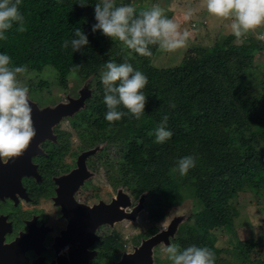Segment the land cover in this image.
Here are the masks:
<instances>
[{"label": "trees", "instance_id": "trees-1", "mask_svg": "<svg viewBox=\"0 0 264 264\" xmlns=\"http://www.w3.org/2000/svg\"><path fill=\"white\" fill-rule=\"evenodd\" d=\"M99 2L21 0L18 8L27 31L16 32L18 25L14 24L5 33L8 39L0 40V53L11 58L10 66H26L31 75L40 79V87L46 89L54 88L55 82L68 89L74 76H100L106 62L129 61L148 80L143 89L147 103L140 119L128 114L109 124L105 120V88L99 82L93 86V97L86 100L85 110L92 120L84 126L86 116L82 115L80 123L75 122L76 127L94 137L97 144L107 141V148H113L114 153L106 157L105 163L129 170L139 178L143 190L157 191L159 200L166 201L160 189L169 185L177 162L185 156L194 157L195 167L184 177L187 189L197 191L203 206L197 219L200 229L186 227L176 245L181 250L191 245L207 247L215 256V264H264L251 257L264 241L263 229L257 237L252 231L247 232L230 251L218 249L213 234L224 229L232 231L234 237L239 235L235 221L246 195L261 201L254 211L260 219L264 218V94L261 96L259 91L256 95L251 88V83L263 81L264 75L253 78L248 71L257 51L264 48V41L259 42L261 45L252 41L238 44L230 33L222 42L201 48L198 57L158 69L152 61L158 46L150 45L152 55L142 57L119 41L111 50L101 39L100 31L92 32L96 24L94 6ZM141 10L144 9L137 13ZM76 28L83 30L89 41L77 52L70 43ZM65 41H69L67 48L63 47ZM81 64L73 75V65ZM247 79L250 86L245 84ZM165 115L167 130L173 135L157 144L155 130ZM116 149L120 158L115 156ZM103 150L102 147L101 155Z\"/></svg>", "mask_w": 264, "mask_h": 264}, {"label": "flooded vegetation", "instance_id": "flooded-vegetation-1", "mask_svg": "<svg viewBox=\"0 0 264 264\" xmlns=\"http://www.w3.org/2000/svg\"><path fill=\"white\" fill-rule=\"evenodd\" d=\"M38 100L29 98L35 127L42 129L48 116L41 109L46 104ZM75 122L66 117L50 121L48 130H39L22 156L0 161V257H7L10 264L19 260L24 264H119L144 242L142 237L124 242L116 225H105L109 223L96 227L92 238L74 226L80 206L103 202V178L96 179L102 144L85 130L80 132ZM88 150L91 157L83 162L81 156ZM22 240L25 244L10 248ZM156 249L138 253L139 264L148 260L159 264Z\"/></svg>", "mask_w": 264, "mask_h": 264}, {"label": "clouds", "instance_id": "clouds-1", "mask_svg": "<svg viewBox=\"0 0 264 264\" xmlns=\"http://www.w3.org/2000/svg\"><path fill=\"white\" fill-rule=\"evenodd\" d=\"M21 0H0V40L16 24V32L27 31L25 18L19 11ZM80 7H86L79 4ZM202 7L215 20L227 21L230 33L237 43L258 28L264 27V0H201ZM96 24L92 32L101 31L112 41L121 42L125 48L142 57L152 55L149 46H158L161 51L173 53L187 46L190 33L181 28L176 17L169 18L159 4L139 11L131 5L116 6L115 0H100L94 6ZM194 10H183V20L190 21ZM264 40V34L258 36ZM75 52L89 44L83 30L76 28L70 41ZM69 46L65 41L64 48ZM11 58L0 53V161L7 162L20 157L28 149L36 130L33 125L32 107L29 102V89L18 80V75L27 72L26 66H10ZM83 65H73L71 73L75 75ZM105 88L104 104L107 112L105 120L112 124L130 114L140 119L145 112L147 98L143 89L148 83L147 77L133 68L131 63L117 64L108 61L101 75ZM174 107V105H172ZM126 111H121L119 109ZM168 116L165 115L155 130V143L162 144L173 133L167 130ZM195 167V158L185 156L177 162L173 171L184 176ZM171 264H215V256L207 247L191 245L183 250L176 244L161 245Z\"/></svg>", "mask_w": 264, "mask_h": 264}, {"label": "rangeland", "instance_id": "rangeland-1", "mask_svg": "<svg viewBox=\"0 0 264 264\" xmlns=\"http://www.w3.org/2000/svg\"><path fill=\"white\" fill-rule=\"evenodd\" d=\"M115 2L116 6L121 5H131L138 9H146L151 7L153 4H159L164 10L165 15L169 18L176 17L178 22L181 23V28L187 29L190 33V37L187 42V46L179 49L176 52L169 53L158 49L157 55L153 58V64L158 69L168 68L172 66L179 65L186 59L196 58L199 56V50L201 48H209L213 43L222 42L226 35L230 34L228 29L227 21H219L210 17L206 10L200 7L201 0H117ZM191 7L194 10V15L190 21L185 22L183 20V10ZM250 36L246 39H242L243 42H259L264 40H258V36L264 34V27L258 28L254 32H250ZM101 39L105 41L111 50L116 40H111L110 38L104 36L100 31ZM258 40V41H257ZM237 43V42H236ZM240 44V43H238ZM159 48V47H158ZM128 62L126 59H122L117 64ZM249 75L253 78L264 75V48L257 51L256 55L253 57L249 63ZM103 72L100 73V76ZM20 82L27 86L29 89L28 98L32 100H37L46 104L45 108L42 110L55 111L59 107L67 106L71 102L80 101L79 107L75 112L65 115L67 119H76L77 123H80V118L82 115L86 116V122L88 123L92 120L90 116H87L86 100L93 97V87L94 85L102 82L101 79L98 80L97 75H91L89 77H77L72 78V83L68 89H62L61 85L52 87H40V79L34 75L27 72L18 75ZM30 81V83H29ZM33 84V87L30 85ZM246 86H250V80L247 79L245 82ZM253 87V93L256 95L259 93L261 96L264 94V80L255 81L251 83V88ZM264 99V98H263ZM43 110V111H44ZM62 117V118H63ZM263 121V117L261 122ZM264 123V122H263ZM84 130V129H83ZM79 135L77 129H75ZM76 137V134L74 135ZM102 137V136H101ZM103 138V137H102ZM102 142V141H99ZM103 158L102 161L98 163L97 178H103L101 196L105 204L112 203L113 199H119L126 196L128 198L127 206L122 209L129 213L131 216L124 218L121 221H116L114 223L105 224L108 227L110 225H116L119 231V238L124 242H129L132 237L140 238L142 237L144 241L146 239L158 236L161 240L153 245L156 247L157 254L160 259L159 264H171V261L167 258V253H165L161 245L177 244L181 240V237L185 231L186 227H196L199 228L197 219L203 208L201 201L199 200L198 193L195 189H187V177L181 176L178 172L173 173V177L169 182L168 186H163L160 189V195L165 194V200H159L158 192H149L143 190L139 178L135 177L133 173H128L127 170H121L117 164L109 166L105 163L106 157L113 154V148L110 150L107 148V141H103ZM99 144V143H98ZM113 150V151H112ZM93 151V156H97L95 149ZM116 149L115 156L120 158L121 153ZM91 150L82 154L81 158L87 159L90 155ZM96 153V154H95ZM114 159V158H113ZM115 163V160L114 162ZM127 171V172H126ZM171 183H174L172 186ZM89 184L88 186H91ZM96 200L91 198V201ZM97 204V202H95ZM261 204V201L256 199L253 195H246L242 198V205L239 207L240 217H237L235 221V229L239 232L237 237L233 236L232 231L228 230H216L213 232L215 238V246L224 251H230L234 248L236 241L239 239H244V235L247 232H251L257 237L259 232L264 231V218L260 219L257 216L254 207ZM249 221L250 225H249ZM171 229L173 231L171 232ZM200 229V228H199ZM153 230V231H152ZM154 234V236H152ZM152 236V237H151ZM263 238V237H262ZM264 239V238H263ZM231 254V252H229ZM153 255V252L150 254ZM253 259H257L259 262L264 263V241L260 246L251 254ZM234 259V256L231 257ZM228 262V261H227ZM237 264H242L241 261Z\"/></svg>", "mask_w": 264, "mask_h": 264}, {"label": "water", "instance_id": "water-1", "mask_svg": "<svg viewBox=\"0 0 264 264\" xmlns=\"http://www.w3.org/2000/svg\"><path fill=\"white\" fill-rule=\"evenodd\" d=\"M80 101L76 100L74 102H71L67 106L59 107L55 111L46 109L43 113L47 114L48 117H46V120H44V126L43 127L40 126L42 129H40L38 126H37L38 128L35 127V123L37 122V119H36V114L33 112L32 119H33L34 128L36 130V135L39 133V130H41V132L43 133L44 131H47L50 121H56L65 115H69L75 112V110L79 107ZM127 203H128V198L124 196L119 199H113L112 203L110 204L101 203L99 205L92 206V207L82 205L77 209L76 214H74L77 216V220H78V221H75L76 224H74V226L75 227L77 226V228L80 230L83 236L92 238L94 235V230L99 225L104 224V223H114L116 221H121L124 218L126 217L128 218L129 216H131L129 213L125 212L122 209L123 207L127 206ZM172 231L173 229H171V232ZM28 239L29 237L26 240ZM160 240H161V237L155 236V237H152L144 241L142 245L140 246V248L137 250V252L133 256L129 257L128 259L123 258V260L119 264H139L140 257L137 254L139 253L140 255H142L143 252H147L148 250L151 251L153 245L159 242ZM21 244H25V242L23 240L21 241V243H19V241L14 242L10 246V248L12 247L19 248V245ZM86 246H87V243L85 247ZM80 247L82 246L80 245ZM24 262L23 260L22 261L19 260L18 262H16V264H24ZM0 264H10V263L7 257H0ZM148 264H152L151 261L148 260Z\"/></svg>", "mask_w": 264, "mask_h": 264}]
</instances>
